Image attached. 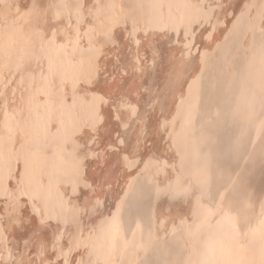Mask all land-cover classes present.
Instances as JSON below:
<instances>
[{
    "label": "snow or ice",
    "instance_id": "obj_1",
    "mask_svg": "<svg viewBox=\"0 0 264 264\" xmlns=\"http://www.w3.org/2000/svg\"><path fill=\"white\" fill-rule=\"evenodd\" d=\"M0 264H264V0H0Z\"/></svg>",
    "mask_w": 264,
    "mask_h": 264
},
{
    "label": "bare ground",
    "instance_id": "obj_2",
    "mask_svg": "<svg viewBox=\"0 0 264 264\" xmlns=\"http://www.w3.org/2000/svg\"><path fill=\"white\" fill-rule=\"evenodd\" d=\"M256 180H257V183H259V181H260L259 171H257V174H256Z\"/></svg>",
    "mask_w": 264,
    "mask_h": 264
}]
</instances>
